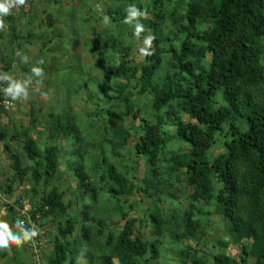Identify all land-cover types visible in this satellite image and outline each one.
<instances>
[{
  "label": "trees",
  "instance_id": "obj_1",
  "mask_svg": "<svg viewBox=\"0 0 264 264\" xmlns=\"http://www.w3.org/2000/svg\"><path fill=\"white\" fill-rule=\"evenodd\" d=\"M117 1H124L122 7L113 2L104 17L119 27L118 32L100 34L92 28L93 68L101 78H89L99 84L108 105L98 108L104 111L105 124L120 125L113 131L115 139L107 138L104 144L97 138L84 146L83 136L74 132L79 123L73 121L66 126L49 124L41 142L31 135L30 126L5 142L10 151L11 141H23L22 155L10 158L16 176L30 182L23 195L34 203L30 218L44 227L37 238L49 236L46 226L56 224L53 248L49 251L46 243L38 260L30 251L29 261L22 264H152L160 257L164 239L172 245L185 240L198 244L206 233L202 217L210 215L213 204L232 242L242 247L240 256L231 257L223 249L212 253L209 263L200 250L184 245L179 248L183 264H264V0H151L145 5L139 0ZM129 5L147 14L141 18L145 31L140 39L154 37L152 54L139 63L133 45L126 42L135 37L134 24L124 23ZM12 17H4L12 39L3 44L7 55L1 74L26 72L22 66L12 68L19 57L12 44L36 38L32 31L18 28ZM52 42L48 38L43 48ZM137 95L151 98V113L137 107ZM128 119L139 121L136 131L127 126ZM226 125L231 139L211 160L209 150ZM169 128L188 144L187 150H167L172 140ZM0 136H6L3 128ZM68 137H78L64 162L76 182L77 196L70 202L56 185L64 175L62 152L50 145ZM130 140L135 143L130 154H121ZM135 157L145 161L141 177L132 173ZM117 158L125 162L124 171ZM15 180H10L6 195L14 191ZM135 195L171 204L167 215L160 209L151 213L153 239L146 240L142 219L129 217L134 208L129 201ZM6 207L7 215H14V208ZM117 214L121 218L115 220ZM30 244L25 242L24 250H30ZM17 249L11 259L17 257Z\"/></svg>",
  "mask_w": 264,
  "mask_h": 264
},
{
  "label": "rangeland",
  "instance_id": "obj_2",
  "mask_svg": "<svg viewBox=\"0 0 264 264\" xmlns=\"http://www.w3.org/2000/svg\"><path fill=\"white\" fill-rule=\"evenodd\" d=\"M150 1L139 0L138 3L145 5L149 4ZM113 2H117L120 6L124 4V1L117 0H57V3L54 0H27L26 5L17 6L12 9V13L16 17L14 18L15 20L13 19L14 22H19L18 28H21L24 33L30 30L36 35V38L30 43L24 44L23 42L21 43V40L15 39V43L12 44V49L15 50H13L15 53L18 51L29 57V63L27 64L23 63L19 57V63L12 64V68L22 66L26 70L25 73H23V70H16L13 75L14 78L26 79L31 75L30 69L32 66H40L44 70V78L42 84L39 86V92L34 90L37 85L36 78H33L32 84L29 85L31 95L28 101L12 102L9 98H5L12 105L9 103V108L3 105L2 109H0V128H3L6 132L5 137L0 136V221L8 223L14 234L16 233L15 230L19 231V229L15 227L13 215L10 213L6 214L7 210L4 201L10 200L14 202L18 201L19 198H22L23 201L29 199L28 197H24L23 190L26 187L27 189L30 188V182L28 180L22 181L16 176V169L13 165L14 161L10 158L12 154L22 155V139L11 141L10 143L13 147L10 151L4 148L5 142L10 135L17 130L21 131L23 127L30 126L31 135L41 142L46 138V134L49 133V129L47 128L49 124L66 126L73 121H77L79 126H76L74 132H79L83 136L81 140H83L82 145L84 146L93 140H97V138L103 141L104 144H106L107 138L115 139L113 131L120 125L114 121L109 122L108 125L105 124L104 111H100L98 108H107L108 105H106L107 103L104 100L103 94L100 93L101 88L99 84L89 79L90 77L95 79L94 76L99 77L97 78L99 80L101 78L98 70L93 68L94 54L90 48L95 36H93L92 28L95 27L100 34L107 33V35L116 34L119 29L118 26L114 24L110 25L103 21L105 11L113 6ZM48 14L52 15L51 24L47 20ZM40 34L44 38L40 39L38 37ZM47 37L51 38L53 42L46 45L44 49L43 44L47 41ZM11 39L10 30L5 29L2 36H0L3 59L7 55V50L3 44L7 45ZM126 42L133 45L134 56L139 63L143 58L139 51L144 46L143 41L140 38L129 37L126 38ZM49 46L50 49H48ZM42 50H46L45 54L42 53ZM41 60L43 64H38ZM1 67H3L2 62H0ZM2 73H9V71H3ZM0 75L2 74L0 73ZM41 92L47 93L48 98L42 99ZM138 96L136 97V101L138 100L137 107L151 113V107L149 106L151 98L148 95ZM143 116L146 118V115ZM127 126L131 130L136 131L139 127V121L137 120L133 123L131 119H128ZM168 132L172 135V140L168 144V151L179 152L180 150L184 151L189 148L185 141L175 137L173 128H169ZM229 132V126L226 125L224 131L218 134L216 143L209 150L211 160L224 151L225 141L231 139ZM77 138L68 137L66 140L59 138V140H54L53 144H50L59 146L62 152L61 167L64 175L56 185L63 192L66 202H70V200H73L77 196L76 182L74 181L73 174L64 163L66 162V157H70L69 152L72 150V142L77 140ZM134 145V141L130 140L126 148L121 151V154L129 155L128 151ZM68 160L70 161V159ZM116 161L119 169L124 171L125 162L121 158H117ZM24 164H28L26 160H24ZM145 172V161L135 157L133 175L141 177ZM10 178L16 179L13 184L14 191L12 194L6 195L5 189L8 188ZM180 194H183V192L181 191ZM131 200L129 203L132 202L134 208L129 213V217L136 220L142 219L144 221L143 230L146 240L153 239L155 236H152L154 225L151 213L154 209H160L163 215H167L171 210V204L165 199L161 202H153L147 197L142 199L138 195L131 197ZM182 201L185 203V200ZM208 209L210 210V215L202 217L206 233L198 244L185 240L183 243L176 242L172 245L164 239V243L159 245L160 257L154 259L152 264H183L179 256V248L184 245H191L200 250V255L209 263H212L211 254L223 249H225L227 255L238 259L242 247L232 242L228 233V225L223 216L217 211L216 205L213 204ZM72 210L71 208L70 214ZM120 218L118 214L114 217L115 220ZM32 221L36 222L34 219ZM55 227L56 224L53 222L46 226L47 229L49 228V232H51L49 241H47L49 251L53 248L52 242L53 234L56 233ZM35 229L38 232H43L44 227L35 223ZM119 230L117 229V231ZM222 243H227V248H223ZM14 249L19 250L15 258L16 260L10 258ZM30 251L24 250V245L16 246L11 244L8 250H0V264H22L24 261H29L28 254ZM78 264H82V261Z\"/></svg>",
  "mask_w": 264,
  "mask_h": 264
},
{
  "label": "clouds",
  "instance_id": "obj_3",
  "mask_svg": "<svg viewBox=\"0 0 264 264\" xmlns=\"http://www.w3.org/2000/svg\"><path fill=\"white\" fill-rule=\"evenodd\" d=\"M54 2L57 3V0H54ZM27 0H0V31H3L6 29L7 25L5 23L4 17L8 15H13L12 9H14L17 6H23L26 5ZM127 15L125 16L124 23L128 25L134 24V32L133 35L139 39L141 37V33L145 31L144 25L141 23V18H147V14L144 11H141L136 5H129L126 9ZM13 18H16L15 15H13ZM52 15L48 14L47 20L48 23L51 24ZM15 20V19H14ZM104 23L109 22V17L105 16L103 18ZM15 23H17L15 21ZM3 34V33H2ZM1 36V35H0ZM154 37L149 35L144 38L143 44L144 46L140 48V54L141 56H149L152 54V52L149 50L152 45ZM19 58L22 60L23 63L27 64L29 63V57L27 55H24L20 52H16ZM0 62L3 60L2 57V46L0 44ZM19 63L18 57L15 59L14 64ZM38 64H43V61H39ZM31 75H29L26 79H16L13 75H10L9 73H2L0 75V81L4 82V86H0V91L3 92L4 96L6 98H9L12 102H26L30 99V92H29V85L32 84L33 78H36V85L37 87L34 89L35 91L39 92V86L43 82L44 78V70L40 66H32L30 69ZM42 99H47L48 94L47 93H40ZM2 109V107H1ZM23 201L22 199H19L16 203L11 202L10 200L4 201L5 207H13V217L15 219V227L19 229V231L15 230V234L13 233L12 229L10 228L9 224L0 221V250H8L11 244H14L16 246L24 245L25 242H33V238L38 235V232L35 230V228H32V219H27V226L22 227L20 224V220L22 216L19 215L18 208L23 207L25 205V202L28 204H32L29 199H26V201ZM33 206V205H32ZM34 207V206H33ZM7 210V207H6ZM7 214V213H6ZM30 215V213H29ZM27 218V217H26ZM35 227V226H34ZM47 241H49V236L47 235L45 237ZM47 241L44 242V245L41 246L42 252L45 250V244ZM31 250V248H29ZM32 251V250H31Z\"/></svg>",
  "mask_w": 264,
  "mask_h": 264
},
{
  "label": "built area",
  "instance_id": "obj_4",
  "mask_svg": "<svg viewBox=\"0 0 264 264\" xmlns=\"http://www.w3.org/2000/svg\"><path fill=\"white\" fill-rule=\"evenodd\" d=\"M5 96L3 94V92L1 91V94H0V109L3 105H6L5 107L6 108H9V103L12 105V103L10 101H7L5 100ZM8 103V104H7ZM20 202H23V201H20ZM32 205L31 204H28L27 202H25V205L21 208L19 207L17 210L19 212V215L22 216L21 220H20V224L22 227H26L27 226V222H26V219H24L23 217H27L28 219H30V215H29V211L32 209ZM35 223L32 222V228H35ZM36 230V229H35ZM47 241V239L45 238H37L34 237L33 238V242H31V250L32 252L36 253V256H35V259L38 260L39 259V254L42 252V249H41V246L44 245V242Z\"/></svg>",
  "mask_w": 264,
  "mask_h": 264
}]
</instances>
